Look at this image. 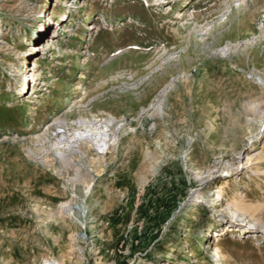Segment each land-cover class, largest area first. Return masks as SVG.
Instances as JSON below:
<instances>
[{
	"label": "rangeland",
	"instance_id": "rangeland-1",
	"mask_svg": "<svg viewBox=\"0 0 264 264\" xmlns=\"http://www.w3.org/2000/svg\"><path fill=\"white\" fill-rule=\"evenodd\" d=\"M240 4L0 0V264H264L233 214L264 206V0Z\"/></svg>",
	"mask_w": 264,
	"mask_h": 264
},
{
	"label": "bare ground",
	"instance_id": "bare-ground-1",
	"mask_svg": "<svg viewBox=\"0 0 264 264\" xmlns=\"http://www.w3.org/2000/svg\"><path fill=\"white\" fill-rule=\"evenodd\" d=\"M150 1H154V2L164 1L166 4L170 2V0H150ZM241 1H242V4H240L238 6V8H237V10H239L240 12L241 11H244L245 12L247 10V7H249V3L250 2H253L254 3V0H251V1L250 0H241ZM189 16L190 17L193 16V18L195 19V15H194L193 12L190 13ZM63 17H64V15H60V19L61 20H62ZM181 19H183V18H181ZM96 29H97V27L94 26V27L90 28L89 30H96ZM42 31H44V27L42 28ZM36 67H37V65H36V63H34V68H36ZM35 76H37V74ZM23 82H24L23 80L20 81L21 85H20L19 92H23L25 90L24 88H26V86L23 84ZM36 87H37L36 84H34V85L32 84L33 91L35 90ZM163 103H164L163 101H158V103L155 105L157 111H163V107H164V104ZM263 106H264V100L255 99V100H253L251 102L249 108L247 109V111L254 116V118H251L250 120L247 121V126H248L247 127L248 128L247 131L249 133V140L250 139L257 138L258 135L261 132L264 131V107ZM82 120L86 121V119H82ZM65 121H67V120H65ZM65 121H64V119L63 120H58L59 125L61 124L59 126L60 129L61 128H66ZM91 140H92V142H95L96 145L99 148L103 149V150H104L103 147H106L108 145L106 139H103V138H101V139L98 140V138L95 137V138H92ZM87 142L90 143V140H88ZM90 147L91 146H89V148ZM253 147H254V145H253ZM58 154H59V157L60 158L65 159V156L66 155L64 156V154L62 152H59ZM263 159H264V154L261 155V157H260L259 160L262 161ZM253 161H254V158H249L248 159V165L252 164ZM255 172H258V171H255ZM222 189H221V193H218V198H220L224 194V191ZM198 197L199 196H196V194H193V198H195L193 201H196L198 199ZM234 207L236 208V211L233 214H235L238 217H241L242 216V217L249 218L251 220V223L252 224H254L255 222H257L256 224L260 228H258L257 226H253V227L255 228V230L257 229L256 231H260V232H262L264 234V221H263L264 219L262 220V217H261L263 215V212H264V206L263 205H260V204L259 205H257V204H246L245 202L242 201V202L236 203L234 205ZM61 208H62L63 212L66 215H68V216L72 215V213H71L72 212V208H71V204L70 203H64V204H62ZM229 232H231V231H229ZM215 255L217 256V258L218 257H221V250H220L219 247H217L216 252H215ZM225 263H226V261H225ZM45 264H55V263H49V261H45ZM57 264H59V263H57Z\"/></svg>",
	"mask_w": 264,
	"mask_h": 264
}]
</instances>
